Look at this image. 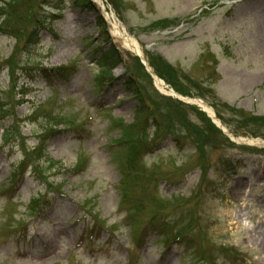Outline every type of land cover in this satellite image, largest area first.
Listing matches in <instances>:
<instances>
[{
  "label": "rangeland",
  "instance_id": "rangeland-1",
  "mask_svg": "<svg viewBox=\"0 0 264 264\" xmlns=\"http://www.w3.org/2000/svg\"><path fill=\"white\" fill-rule=\"evenodd\" d=\"M104 3L148 61L162 60L159 70L171 88L177 85L184 95L174 74L186 77L198 97L218 106L233 136L264 138V0ZM10 4V23L23 19L38 40L16 50L14 39L0 36V146L8 127L29 150L44 140L46 156L60 166L56 172L43 168L42 175L28 169L8 185L21 147L0 149V264H264V152L257 151L264 148L231 141L198 108L162 95L140 61L116 41L114 55L123 63L97 81L96 61L109 44L97 26L103 14L96 6L85 8L76 0ZM163 23L170 26L150 29ZM10 57L12 79L4 66ZM58 67H68L71 76L52 83L41 79V68L51 75ZM124 72L132 81L136 74L153 108L167 114L156 111L159 133L165 127L183 139L156 137L152 126L141 124L142 136L154 137L147 150L159 148L138 158V175L146 178L127 186V203L119 199L125 149L115 145L121 133L112 130L113 121L137 134L134 113L150 115V107L127 91L120 79ZM54 110L67 121L64 127L71 121L82 126L45 133L43 126L57 121L49 120ZM5 112L10 116L1 118ZM252 115L262 120L245 122ZM41 177L60 190L50 196L47 213L31 217L28 203L45 192ZM161 201L167 203L162 209ZM125 212L132 217L128 221ZM162 218L168 234L154 226Z\"/></svg>",
  "mask_w": 264,
  "mask_h": 264
},
{
  "label": "trees",
  "instance_id": "trees-1",
  "mask_svg": "<svg viewBox=\"0 0 264 264\" xmlns=\"http://www.w3.org/2000/svg\"><path fill=\"white\" fill-rule=\"evenodd\" d=\"M17 1L19 0H9L5 3L2 4V1H0V34L1 35H7L9 37H13L15 39H17L18 42H20V40H22L25 36H26V32H24L25 30V21L23 19H18V23L17 25H12L10 23V16H13V12L12 10L9 8V6L12 4H15ZM85 3H88L87 6H89V2L88 0H85ZM163 25V24H162ZM164 26V25H163ZM21 27H23V29H21ZM36 32L32 31L29 32V36L27 37V42H30L33 40V38L35 37ZM160 61L162 64H164L162 62V60L157 59V58H152L149 60L150 65L155 69L156 74L163 79L162 74L159 70V68H161L159 62ZM13 59L10 60V63H7L8 65H12ZM108 69H104L102 71L103 76L107 75ZM57 72H60V70ZM171 72V71H170ZM174 72V71H172ZM57 75H59V73H56ZM174 77L176 78V81L179 85L182 84L183 88H184V95H188L191 93L192 91V82L187 79L186 77H183L182 75L179 77V74H174ZM134 78L135 81L129 80L128 82V92H130L131 94H133V96L137 97L140 101V103L142 102V107L145 108H149L150 107V115H145L142 111H138L136 109L135 112V116H136V121L133 123L134 126H138V128H140L139 132L137 134H131L130 133V128L129 127H123L121 128L120 125H116L115 127L113 126V129H118L121 133V137L120 139L116 142L117 145H120L122 147H124L125 151H124V159L123 160H119V168L120 171L122 172V176H123V180L125 181L123 183V188L120 190V198H121V202H126L128 200V192L129 189L127 188V186L132 183L137 182L140 178H137V175L135 172L137 171V167L140 166V164L138 163V158L140 157V153L144 150V148L146 146H148L150 144V140H147L146 138H144L142 136V130H141V124H143V126L148 127V120L153 118V125L155 126V131H156V137L162 136L164 134H169L172 136H176L173 132L170 131V129L168 128H162L163 132L159 133V129L160 125L156 122L157 120V114L156 111L165 114V118H168L167 114L164 112H161L159 109L153 108L154 106V101H152L150 103V100H148L146 98V90L140 86L139 84V77L134 74ZM174 85V89L181 93L179 90H177V88H175L177 85ZM174 105L177 106V102H173ZM166 109H168L170 111V108L168 106V103H166ZM149 110V109H148ZM149 114V112H148ZM246 118V116H245ZM244 118V119H245ZM55 117H51L50 120H54ZM241 119V120H244ZM251 120H262L261 118H248L245 122L247 121H251ZM208 121V120H207ZM64 122V121H63ZM209 122V121H208ZM58 123V121L56 122ZM55 123V125H56ZM210 123V122H209ZM63 124V123H62ZM73 124V123H70ZM253 126H256V124H252ZM46 127H48V125H46ZM55 127V126H53ZM51 129H53L51 127ZM203 133L202 134H206V136H208L207 133H205V128L202 129ZM11 134V132H9L8 130L5 131V138L7 135ZM202 134H198L199 140L201 139V135ZM252 136H257L256 133H252ZM198 140V139H197ZM53 168V167H52ZM134 174V177H133ZM127 184V185H126ZM166 207L167 203L166 202H162L161 201V205L159 206V208L162 209V207ZM140 207V206H139ZM34 208V207H33ZM135 210H137V207H134ZM193 215V214H192ZM192 215H190V221L188 222L191 223L193 221ZM191 227V225H188V229Z\"/></svg>",
  "mask_w": 264,
  "mask_h": 264
},
{
  "label": "bare ground",
  "instance_id": "bare-ground-1",
  "mask_svg": "<svg viewBox=\"0 0 264 264\" xmlns=\"http://www.w3.org/2000/svg\"><path fill=\"white\" fill-rule=\"evenodd\" d=\"M98 4L100 5V2H98ZM100 6H102L101 8L103 9L105 8L104 4ZM104 16L111 28V34H112L113 39L116 42L120 43L125 50H128L132 52L133 54L139 56L140 58H143V51L140 49L138 43L136 42L134 38L128 35L127 32L120 26L116 17L112 13H107L105 10H104ZM155 84L158 87V89H160L162 92L174 95L172 91H170L169 89H165L164 83L159 81L158 79H155ZM188 102L197 105L200 109L204 110L205 112H207V114L212 116L211 109L208 108L204 103L196 99H190L188 100ZM238 140L246 144L264 147V141L259 140V139H247V140L238 139Z\"/></svg>",
  "mask_w": 264,
  "mask_h": 264
}]
</instances>
